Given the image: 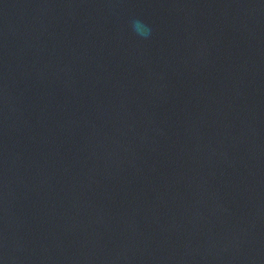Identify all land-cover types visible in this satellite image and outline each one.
Listing matches in <instances>:
<instances>
[{
    "label": "water",
    "instance_id": "obj_1",
    "mask_svg": "<svg viewBox=\"0 0 264 264\" xmlns=\"http://www.w3.org/2000/svg\"><path fill=\"white\" fill-rule=\"evenodd\" d=\"M0 264H264V0H0Z\"/></svg>",
    "mask_w": 264,
    "mask_h": 264
},
{
    "label": "clouds",
    "instance_id": "obj_2",
    "mask_svg": "<svg viewBox=\"0 0 264 264\" xmlns=\"http://www.w3.org/2000/svg\"><path fill=\"white\" fill-rule=\"evenodd\" d=\"M133 29L141 37L146 38L150 35V29L139 20L133 22Z\"/></svg>",
    "mask_w": 264,
    "mask_h": 264
}]
</instances>
